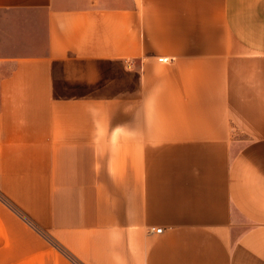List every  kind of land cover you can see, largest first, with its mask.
Returning a JSON list of instances; mask_svg holds the SVG:
<instances>
[{
  "label": "crops",
  "instance_id": "crops-1",
  "mask_svg": "<svg viewBox=\"0 0 264 264\" xmlns=\"http://www.w3.org/2000/svg\"><path fill=\"white\" fill-rule=\"evenodd\" d=\"M0 264H264V0H0Z\"/></svg>",
  "mask_w": 264,
  "mask_h": 264
},
{
  "label": "built area",
  "instance_id": "built-area-1",
  "mask_svg": "<svg viewBox=\"0 0 264 264\" xmlns=\"http://www.w3.org/2000/svg\"><path fill=\"white\" fill-rule=\"evenodd\" d=\"M172 59L168 58V57H161L160 58V61L162 62H169L171 61ZM163 231V228H156V227H152L150 229V232H156V233H161Z\"/></svg>",
  "mask_w": 264,
  "mask_h": 264
},
{
  "label": "trees",
  "instance_id": "trees-1",
  "mask_svg": "<svg viewBox=\"0 0 264 264\" xmlns=\"http://www.w3.org/2000/svg\"><path fill=\"white\" fill-rule=\"evenodd\" d=\"M7 201V200H6ZM12 205V204H11Z\"/></svg>",
  "mask_w": 264,
  "mask_h": 264
}]
</instances>
